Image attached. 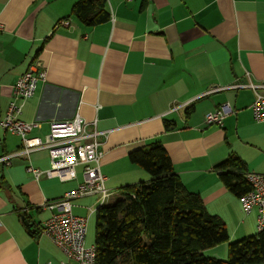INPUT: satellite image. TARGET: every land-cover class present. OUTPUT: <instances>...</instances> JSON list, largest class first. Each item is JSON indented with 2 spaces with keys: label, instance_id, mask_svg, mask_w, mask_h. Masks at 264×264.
<instances>
[{
  "label": "crops",
  "instance_id": "crops-1",
  "mask_svg": "<svg viewBox=\"0 0 264 264\" xmlns=\"http://www.w3.org/2000/svg\"><path fill=\"white\" fill-rule=\"evenodd\" d=\"M77 1L0 0V112L23 73L46 69L20 114L39 122L30 136L45 137L52 119L77 113L96 121L105 131L99 139L107 189L149 181L129 153L159 139L186 187L230 224V237L252 222L257 229L258 209L243 212L216 166L234 153L247 171L264 174V122L251 108L256 95L236 86L264 82V0H107L110 18L93 26L72 14ZM61 20L69 23L57 26ZM224 103L234 111L223 124H208L207 113ZM0 136V158L21 148L20 136L4 129ZM30 163L49 169L48 149L0 161V264H77L40 226L52 215L45 203L77 188L84 167L74 179H37ZM100 199L78 198L73 211L90 221Z\"/></svg>",
  "mask_w": 264,
  "mask_h": 264
},
{
  "label": "trees",
  "instance_id": "trees-1",
  "mask_svg": "<svg viewBox=\"0 0 264 264\" xmlns=\"http://www.w3.org/2000/svg\"><path fill=\"white\" fill-rule=\"evenodd\" d=\"M72 14L89 26L110 18L107 0H78ZM129 159L150 180L124 187L116 201L97 207V264H264V229L229 242L225 220L186 187L161 140L131 150ZM216 168L235 195L250 189L240 156L230 153ZM223 242H229L227 260L205 255V249Z\"/></svg>",
  "mask_w": 264,
  "mask_h": 264
},
{
  "label": "built area",
  "instance_id": "built-area-1",
  "mask_svg": "<svg viewBox=\"0 0 264 264\" xmlns=\"http://www.w3.org/2000/svg\"><path fill=\"white\" fill-rule=\"evenodd\" d=\"M68 20H61L60 24H68ZM5 26L0 22V32ZM46 69L36 70L31 66L23 73L14 86L13 96L7 111L0 112V130L14 133L21 137L22 146L16 151L3 155L0 161L10 164L13 157L28 158L30 153L37 149H48L51 158L49 169H40L30 163L27 169L39 179L43 175L58 177L61 180L74 179L77 176V166L83 165L84 181L64 196L49 200L45 207L52 211V215L40 226L41 232L48 235L67 255L68 259L77 264H97V247L87 245L88 230L87 216L77 215L73 211V201L87 195H100L101 202H105L110 193L105 186V176L101 171V159L104 151L101 149L100 136L105 131L97 128L96 121H88L80 113L72 119L50 121V132L45 137L30 136V133L39 125L38 121L26 122L20 118L24 103L34 95L41 81L46 80ZM237 87H251L256 98L251 105L254 118L264 122V82H250L247 85L238 83ZM234 111L230 103H224L217 110L206 115L208 124H223L224 118ZM1 144V136H0ZM245 178L250 189L240 199L246 215L258 209V229H264V174L247 171ZM24 213H29L26 207ZM45 264H52L47 262ZM61 264H69L61 261Z\"/></svg>",
  "mask_w": 264,
  "mask_h": 264
},
{
  "label": "rangeland",
  "instance_id": "rangeland-1",
  "mask_svg": "<svg viewBox=\"0 0 264 264\" xmlns=\"http://www.w3.org/2000/svg\"><path fill=\"white\" fill-rule=\"evenodd\" d=\"M82 169L83 167L80 166L77 168L78 172L81 173L82 172ZM109 193H110V197L106 200L105 204H110V203H113L114 201H116L118 198H120L123 194V188H119V189H109ZM100 202H101V199H100ZM244 212V210H243ZM245 213V212H244ZM256 225V223L252 222L251 224V227L250 228L249 226H245L244 228L245 229H248L247 231L244 230L243 227H241L240 231L238 234L234 235V236H231L230 237V240L229 242H232V241H236V240H239L243 237H246V236H251V235H254L256 234L259 230L258 228L256 229L254 226ZM228 226V229L231 230V226L230 224L227 225ZM88 244H93L95 243V230H96V214H94L93 216H91L90 218V221H89V227H88ZM93 236V241H89V238H91L90 236ZM229 242H223L219 245H216L214 247H211L209 248L211 251H208L206 253V255L210 256L211 257H215V258H218V259H221V260H227L228 259V247H229Z\"/></svg>",
  "mask_w": 264,
  "mask_h": 264
},
{
  "label": "water",
  "instance_id": "water-1",
  "mask_svg": "<svg viewBox=\"0 0 264 264\" xmlns=\"http://www.w3.org/2000/svg\"><path fill=\"white\" fill-rule=\"evenodd\" d=\"M28 214V213H27ZM27 214L25 213V215H23V219L25 220V223L27 224V225H30V221H29V219H27Z\"/></svg>",
  "mask_w": 264,
  "mask_h": 264
}]
</instances>
